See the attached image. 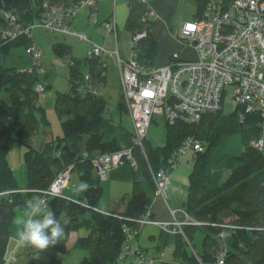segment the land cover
Masks as SVG:
<instances>
[{"label":"trees","instance_id":"16d2710c","mask_svg":"<svg viewBox=\"0 0 264 264\" xmlns=\"http://www.w3.org/2000/svg\"><path fill=\"white\" fill-rule=\"evenodd\" d=\"M71 1L79 3V0H0V26L6 25V12L14 14L16 22L26 26L40 20L44 2L68 6ZM207 1L197 0L194 18L201 15ZM96 3L89 6L91 14L95 13ZM146 11L147 6L140 0H131L126 28L132 35L145 32L131 45V52L141 66L148 68L157 65L159 48L153 34L156 19L144 16ZM90 22L96 24L97 19L92 21L90 17ZM33 28L29 36L20 34L15 38L0 39V54H7L12 46L27 48L33 42ZM53 45L62 56L71 55V45L62 42ZM68 65L69 89L57 95L54 109L63 119L60 122L62 134L51 136L49 120L39 101L41 97L34 90L38 74L5 67L0 60V264L8 262L5 256L8 227L15 212L24 209L27 200L39 197L41 191L65 170L69 174L75 172L80 182L88 183L89 189L80 200L64 195L49 199V207L65 225V237L46 250L26 247L24 264H57L59 257L69 249L68 237L73 231H85L75 241L76 246L88 251L79 264H115L125 237L124 225L139 232L138 220L147 211L152 217L155 191L152 174L167 166L170 153L189 136L198 139L202 149L192 152L184 209L200 224L182 227L187 241L181 233L167 237L174 246L170 257H179L177 264H214L218 251L225 247L227 264H264V150L250 143L260 133V116L243 110L244 118L239 120L243 150L239 156L224 153L225 136L213 134L221 109L203 114L197 122H165L164 143L153 145L145 136L142 149L133 143V131L115 125L112 114H107L109 110L104 97L99 91H93L106 82L107 65H103L102 59L87 54L71 55ZM85 74L89 76L88 81L84 80ZM84 82L93 90L82 89ZM118 108L119 112L126 111L123 98ZM238 110L241 109L233 110L231 115L237 117ZM41 124L45 128V138L50 137L35 146L31 136ZM9 141L25 146V187L18 185L9 164ZM124 147L131 149L136 162L132 189L123 197V209L113 213L100 212L95 208L101 187L93 174L92 160L99 154ZM194 230L203 232L201 253H196L191 244L190 233ZM224 231L226 235L220 238L219 234Z\"/></svg>","mask_w":264,"mask_h":264},{"label":"built area","instance_id":"2783aa9c","mask_svg":"<svg viewBox=\"0 0 264 264\" xmlns=\"http://www.w3.org/2000/svg\"><path fill=\"white\" fill-rule=\"evenodd\" d=\"M96 1L98 0H79L78 4L68 6L44 2L40 20L26 26L17 23L14 14L6 12V25L0 26V39L15 38L20 34L29 36L31 28L41 26L51 32L87 41L86 54L90 57H100L104 66L109 57H114L120 71L122 98L133 124V143L142 149L147 129L155 113L163 114L168 124L177 120L197 122L203 114L220 110L224 96L230 93L234 110L241 109L238 110V120L244 118L243 110L260 116V133L250 143L253 147L264 150V0H208L201 15L183 22L178 31V39L189 46L194 56L184 57L178 51H173L165 64L148 68L138 63L134 53L131 52L130 56L124 59L116 49L107 50L92 41L86 33L69 26L76 10L82 5H94ZM140 1L147 6L144 16L157 20L158 15L151 9L148 0ZM90 17L92 21H96L95 13ZM102 26L116 39L114 16L103 21ZM144 35L145 32L132 35V45ZM26 50L32 65L30 69L21 70L39 75L44 71L38 62L41 58L40 49L31 42ZM83 77L85 81L89 80L87 74ZM82 85L84 90H93L90 84L86 86L84 82ZM227 87H230V92ZM34 90L38 95H44V86L40 82L35 85ZM93 91L98 92L97 88ZM201 149L199 140L189 136L170 153L167 166L152 174L155 182L154 198L163 195L171 172L185 154ZM124 163L136 168L131 149L126 147L99 154L92 160L95 175L101 180L105 179L112 167ZM68 174V170L60 172L37 198L43 200L46 205L50 198L63 196ZM171 214V220H155L149 217L147 211L138 221L141 227L145 223H153L164 232L181 233L183 237L184 225L200 224L185 209L171 210ZM177 214H180L182 219H178ZM124 232V241L115 264H120L128 256H132L136 264H155V257L147 258L140 248L133 246L138 230L131 231L124 225ZM224 235L225 231L219 234L220 238ZM225 251V247L218 251L214 264H227ZM161 256H164L163 252ZM197 259L199 260L198 256ZM15 261L14 253L7 264H15Z\"/></svg>","mask_w":264,"mask_h":264},{"label":"crops","instance_id":"0c3cea01","mask_svg":"<svg viewBox=\"0 0 264 264\" xmlns=\"http://www.w3.org/2000/svg\"><path fill=\"white\" fill-rule=\"evenodd\" d=\"M179 1L180 0H148L149 6L151 7V9L155 12L156 15H158V18L153 27V34H154L155 40L159 48L158 56L156 59L157 65L165 64L169 60L170 53L173 51H178L184 57L194 56L193 51L189 48V46L182 43L178 39L177 35H178V31L182 23L185 21H190L194 18L195 11L197 8V0H184V2L181 4V7H180L181 9L184 7H187V9L192 7L195 10L190 20H182V21L175 20V14L178 9ZM130 2L131 0H98L96 3V6L94 7L96 19H97L96 24H93L90 22V14H91L92 8L87 7L86 9L85 7H81L79 8L78 12L77 11L75 12L74 16L69 21V26L74 30L86 33L92 41L103 46L107 50L116 49L120 57L126 59L130 55L127 56L124 53L123 51L124 49L121 48L122 47L121 41L124 42L126 41V38H127L126 34L124 33V30L127 29L126 24H127V19L129 17ZM69 4L72 5L73 4L72 1L69 2ZM113 16L115 17L116 27H117L116 39H114L112 34L107 35L104 27L102 26L103 21H107L111 19ZM128 32L130 31L128 30ZM81 42H84L83 47L86 49V52H87V49H88L87 41L81 40ZM70 51L72 55V46H71ZM112 61L113 62L115 61L114 57H109L106 65L109 66L110 63H112ZM107 81L108 80H107V75H106L105 84L103 86L98 87L97 90L101 93V95L104 97L105 101L107 102V106L109 110L108 112H111L110 107H109V103L112 101L111 94L105 95L103 93V90L105 88V85L107 84ZM121 98H122V94H121V89H120V99ZM119 102L117 103L115 102L116 104L113 103V105L115 106V109L113 110V112L114 111L117 112L118 115L121 114L122 112L128 113L127 110L126 111L120 110L119 112V108H118ZM221 111H222V108H221ZM231 113L232 111L229 112V115L231 117H234L231 115ZM122 126L125 128V130L133 131V129L129 130L124 125ZM227 129L228 130L226 131L234 132L232 128L231 129L227 128ZM222 131H225V130L221 128H215L213 131V134L222 133L226 139L229 133L222 132ZM239 131H240V128H239V122H238V130L235 132L238 133ZM36 134L38 136L39 134L38 131L36 132ZM52 134L53 133H50L51 136ZM49 137H46V139H48ZM147 139L149 140L150 143H152L150 137ZM162 144L157 143L156 145H162ZM187 153L182 159V161L183 162L185 161V163L182 164L180 162L176 166V168L172 171L170 175V179H169V184L165 188L163 195L156 196L153 199L152 206H151V216H152L151 218L152 219L171 220L173 218L171 214V210L184 209V202L186 200V196L188 192L187 186H186L188 178L186 176L188 172L189 173L191 172V168H192V164L189 163V160L191 159L192 161L193 159V153L190 151L189 156H187L188 155ZM133 170H134V167H132L131 164L129 163L120 164V165L112 167L107 172L105 179H102V180L99 179L98 183H99V186L101 187V193H100L98 202L96 204V208H95L96 210L103 212V213H110V212L113 213L115 211H120L121 209H123V197L127 196L132 189ZM72 174H74L73 179H72ZM93 174L95 175L94 170H93ZM79 182H80L79 176L75 172H70V174H68L66 186L63 189V195H65L68 198L74 199V200H80L82 197H84L85 192L76 193L73 191V185L78 184ZM25 183L21 185L18 184V185L20 187H25ZM37 197L38 196H34L32 199H36ZM46 205L49 207V201L46 203ZM22 210L23 209H19V211L17 210L15 212L13 216V220L8 227L7 250H8V247H10V249H13L14 247L17 246L14 240L15 232L17 229V226L14 223V218L20 215ZM177 218L182 219V216L180 214L179 215L177 214ZM147 228L148 227H146V225L143 226V228H141L142 232H146ZM84 233L85 231H73L69 234V237H68L69 249L68 250H70L71 248H78V250L76 251L77 255L70 256L69 258L72 260V264H78L79 257H81L82 254L86 253V250L84 248H81L75 245V241L78 235L84 234ZM195 233H196V230L191 231L190 233L191 234V244H192V239L195 236ZM139 234L140 232H138L137 234L138 236H136L133 246L140 248L145 257L147 258L155 257L157 259L155 261V264H177V259H179V257L177 256L170 257L171 251L173 250L174 246L170 240H169L170 242L167 241V237L173 236L174 235L173 233H167L160 229L158 233V238H157L154 231H152L151 233L149 232L148 234L149 239H153L154 243L150 246V244L147 242L144 248H142L139 243ZM186 239L185 237H183L184 241H187ZM193 248H194V245H193ZM194 249L196 252V248ZM162 252L164 253V256H161ZM17 261L18 260H16L15 264H17ZM61 264H63V262H61ZM120 264H136V263L133 261L132 256H128L126 257L124 261L120 262Z\"/></svg>","mask_w":264,"mask_h":264},{"label":"rangeland","instance_id":"374dc122","mask_svg":"<svg viewBox=\"0 0 264 264\" xmlns=\"http://www.w3.org/2000/svg\"><path fill=\"white\" fill-rule=\"evenodd\" d=\"M184 2V0L179 1L178 9L175 14V20H190L192 17L193 12L195 11L194 8L190 7L187 9V7L180 8L181 4ZM81 7H85L87 9V5H82ZM80 7V8H81ZM77 12L79 11L76 10ZM106 34H112L108 33L107 30H105ZM124 33L126 34V41H121V48L124 49V53L129 56L131 53V45H132V34L128 32L127 29L124 30ZM32 37L33 42L35 46L40 49L41 51V58L39 59V64L41 67H43L44 72H41L38 75V82L43 84L44 86V97L40 96V103L44 106L45 109V115L47 119L49 120L48 124V130L50 133H53L52 135H60L62 134V128L60 126L61 120L60 116L55 112V101L56 97L60 92H66L69 89V65H68V59L71 56L70 54H67L62 56L58 53L54 43L62 42L68 45L72 46V56H84L86 54V49L83 47L84 42H81L80 39H76L75 37L71 35L66 34H60V33H52L44 29L43 27L36 26L32 29ZM113 35V34H112ZM114 37V35H113ZM115 39V38H114ZM119 40V39H118ZM79 49V50H78ZM0 60L1 63L5 67H13L17 69H30L32 65V61L29 58V54L24 46H12L10 51L7 54L1 55L0 54ZM115 60V59H114ZM107 84L105 85V88L103 90V93L111 94L112 101L109 103L110 111L107 114L111 115L113 117V120L115 122V125L118 127V125H124L127 129H133V124L131 121V118L128 113L122 112L118 115L117 112H113L115 109V106L113 103H117L120 101V71L118 68L117 63L112 61L109 66H107ZM37 82V83H38ZM227 91L230 92V87H227ZM226 92V94L228 93ZM115 103V104H116ZM234 110L232 98L230 96V93L223 98V104H222V111L220 118L218 119L216 123L215 128H221L229 133L226 137L225 146L223 149L224 153H227L232 156H239L243 150V144L241 142V137L239 132H235L238 130V122L239 120L237 117H231L229 115V112ZM44 125H40L38 128V136L37 134H34L31 136V142L33 145H38L39 142L42 139L45 138V133L43 132L45 128H43ZM229 129H233V131H226ZM167 135V127L165 124V116L163 114H154V119L151 121L149 128L147 129V138L150 137L151 142L153 145H156L157 143H163L165 141ZM49 137V136H47ZM8 160L11 168L13 169L14 175L16 177L17 183L19 185L26 182V170H25V164H24V158L23 153L25 152V146L23 144H20L16 141H9L8 142ZM190 151H188V155ZM192 152V151H191ZM186 156V158H187ZM193 161V159H192ZM191 159L189 160V163L192 164ZM181 163H185V161H181ZM172 173V172H171ZM189 172L187 174V190L189 187ZM171 175V174H170ZM74 178V174H72V179ZM170 179V178H169ZM169 184V183H168ZM167 184V185H168ZM167 187V186H166ZM165 187V188H166ZM164 188V190H165ZM187 197V196H186ZM47 206V205H46ZM19 211V210H18ZM148 227L146 232H142V229L139 234V243L142 248L145 247V244L147 242L150 244V246L154 243L153 239H149V232L152 231L155 232L156 237L158 238V233L160 230V227L152 224V223H145L143 226ZM143 226L141 228H143ZM153 229V230H152ZM83 230V229H82ZM138 236V235H137ZM202 239H203V232L196 230L195 236L192 239V244L194 245V248H196V253L202 252ZM135 241V240H134ZM146 242V243H145ZM148 246V245H147ZM146 246V247H147ZM16 249V250H15ZM14 250V251H13ZM78 248H71L67 252H65L61 257H59V261L57 264H72V260L69 259L70 256L77 255ZM86 250V249H85ZM15 252L17 264H24L27 261V254H26V247L18 248L17 246L13 249H10L8 247V250L6 249V258L8 261L11 260V257L13 253ZM81 252V251H80ZM82 253V252H81ZM88 254V251L86 250V253L82 254L81 257H79V262L82 260L83 256ZM16 263V261L14 262Z\"/></svg>","mask_w":264,"mask_h":264},{"label":"clouds","instance_id":"9594fccd","mask_svg":"<svg viewBox=\"0 0 264 264\" xmlns=\"http://www.w3.org/2000/svg\"><path fill=\"white\" fill-rule=\"evenodd\" d=\"M89 185L81 181L73 185V191L84 193ZM17 226L14 240L18 248L32 247L46 250L65 237V225L57 219L56 213L39 198L26 202L21 214L14 218Z\"/></svg>","mask_w":264,"mask_h":264}]
</instances>
